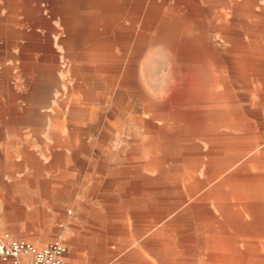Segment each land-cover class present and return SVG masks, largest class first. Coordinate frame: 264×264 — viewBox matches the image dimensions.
I'll use <instances>...</instances> for the list:
<instances>
[{
    "label": "bare ground",
    "instance_id": "bare-ground-1",
    "mask_svg": "<svg viewBox=\"0 0 264 264\" xmlns=\"http://www.w3.org/2000/svg\"><path fill=\"white\" fill-rule=\"evenodd\" d=\"M32 1L0 0L4 11L0 36H16L14 27L28 37L33 34L44 19ZM45 3L51 18L62 17L66 53L82 54L91 67L93 76L85 80L89 89L137 94L146 139L132 140L137 143L135 152L145 147L149 164L177 165L171 186L176 198L175 247L171 236L158 239V248L150 251L157 263L264 264V16L255 15L254 0ZM220 7L235 8L244 18L227 19L217 13ZM210 35H217L216 44L230 46L215 47ZM14 41L0 49H8ZM53 68L50 64L35 73L30 67L22 72L33 74L26 78L31 88L44 87L56 75ZM1 71L8 90L11 70ZM73 76L74 85L67 86L61 104L62 108L71 104V111L65 120L53 121L52 133L66 127L75 130L79 123L82 90L80 76ZM15 98L9 99V109L23 123ZM6 111L0 104V113ZM31 113L33 106L25 114ZM59 141L55 139L56 144ZM60 160L54 151L51 166ZM160 179L166 177L158 176L154 182ZM130 254L139 262L118 264H153L143 261L137 251Z\"/></svg>",
    "mask_w": 264,
    "mask_h": 264
},
{
    "label": "rangeland",
    "instance_id": "rangeland-1",
    "mask_svg": "<svg viewBox=\"0 0 264 264\" xmlns=\"http://www.w3.org/2000/svg\"><path fill=\"white\" fill-rule=\"evenodd\" d=\"M32 2L46 21L39 22L30 37L18 27L13 28L16 36H0L1 46L15 40L8 49H0V104L7 109L0 113V228L38 246L61 234L67 246L66 264L139 262L131 259L133 251L143 261L158 264L150 252L158 248L156 241L171 236L175 247L176 198L171 186L177 165L171 161L149 164L145 147L135 152L137 143L132 140L146 139L137 94L89 89L85 80L93 76L91 67L82 54L66 53L62 17L51 18L45 0ZM252 9L256 16H264V0H254ZM217 13L227 19L244 18L235 8L220 7ZM210 36L215 47L230 46L216 44L217 35ZM50 64L56 73L51 82L31 88L26 78L33 74L26 76L22 69L30 67L35 73ZM2 67L11 70L8 90L2 82ZM74 73L80 76L82 90L79 123L75 130L66 127L52 133L53 121L65 120L71 111V104L63 108L61 104L66 101L67 86L74 85ZM14 97L23 123L9 109L8 101ZM31 106L34 115H26ZM55 139L60 141L56 144ZM54 151L61 160L51 166ZM161 175L166 179L154 182Z\"/></svg>",
    "mask_w": 264,
    "mask_h": 264
},
{
    "label": "built area",
    "instance_id": "built-area-1",
    "mask_svg": "<svg viewBox=\"0 0 264 264\" xmlns=\"http://www.w3.org/2000/svg\"><path fill=\"white\" fill-rule=\"evenodd\" d=\"M66 242L61 234L38 246L24 238L0 242V264H66ZM28 256V260L24 258Z\"/></svg>",
    "mask_w": 264,
    "mask_h": 264
},
{
    "label": "crops",
    "instance_id": "crops-1",
    "mask_svg": "<svg viewBox=\"0 0 264 264\" xmlns=\"http://www.w3.org/2000/svg\"><path fill=\"white\" fill-rule=\"evenodd\" d=\"M12 238H21V237H18V235L14 234L12 231H10V230H8L6 228L5 229L4 228H0V242H8Z\"/></svg>",
    "mask_w": 264,
    "mask_h": 264
}]
</instances>
